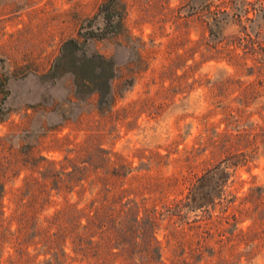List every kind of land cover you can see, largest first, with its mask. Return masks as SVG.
<instances>
[{"label": "rangeland", "instance_id": "1", "mask_svg": "<svg viewBox=\"0 0 264 264\" xmlns=\"http://www.w3.org/2000/svg\"><path fill=\"white\" fill-rule=\"evenodd\" d=\"M101 2L0 0V135L14 133L16 147L28 140L36 151L61 158L87 133L102 129L97 142L137 165L143 159L138 150L166 153L172 141L179 150L190 146L205 120L219 130L260 131L264 0H119V30L84 44L117 64L115 103L108 116L98 112L96 94L74 96L69 72L41 76L64 39H83L78 31L87 18H93L90 28L105 27L103 12H98ZM216 49L236 53L238 62ZM24 130L28 134L21 139ZM56 137L66 139L55 142ZM163 170L169 173L172 164ZM23 174L4 180L5 214ZM228 183L240 196L254 185L264 186L262 149L237 166ZM246 264H264V248Z\"/></svg>", "mask_w": 264, "mask_h": 264}, {"label": "trees", "instance_id": "2", "mask_svg": "<svg viewBox=\"0 0 264 264\" xmlns=\"http://www.w3.org/2000/svg\"><path fill=\"white\" fill-rule=\"evenodd\" d=\"M119 3L102 0L98 12H103L105 27L92 29L88 25L93 18H87L86 27L78 31L83 39H64L41 75L53 78L69 72L74 96L96 94L103 116L115 103L117 64L111 56L87 51L84 44L90 37L119 30ZM218 52L239 60L232 51ZM260 83L264 88L263 73ZM203 124L193 143L181 150L175 141L166 153L138 150L143 159L137 165L97 142L102 129L87 133L61 158L36 151L35 142L28 140L16 147L14 133L0 135V264L251 262L264 248V186L254 185L240 196L228 181L237 166L260 149L264 153V122L258 132L219 130L206 120ZM27 134L24 130L18 137ZM59 139L66 137L55 142ZM77 156L82 158L75 160ZM169 163L172 170L166 173L163 167ZM21 172L13 207L5 214L4 180ZM245 220L249 222L242 226Z\"/></svg>", "mask_w": 264, "mask_h": 264}]
</instances>
